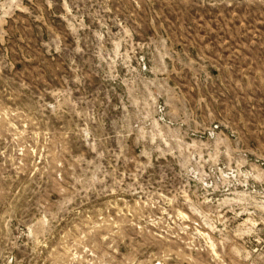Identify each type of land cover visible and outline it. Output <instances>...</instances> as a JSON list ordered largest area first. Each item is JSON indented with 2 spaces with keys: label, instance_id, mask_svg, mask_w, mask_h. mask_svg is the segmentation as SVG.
<instances>
[{
  "label": "rangeland",
  "instance_id": "rangeland-1",
  "mask_svg": "<svg viewBox=\"0 0 264 264\" xmlns=\"http://www.w3.org/2000/svg\"><path fill=\"white\" fill-rule=\"evenodd\" d=\"M0 264H264V0H0Z\"/></svg>",
  "mask_w": 264,
  "mask_h": 264
}]
</instances>
